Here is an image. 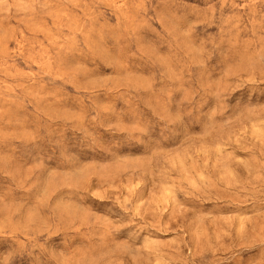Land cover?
Listing matches in <instances>:
<instances>
[{"label":"rangeland","instance_id":"rangeland-1","mask_svg":"<svg viewBox=\"0 0 264 264\" xmlns=\"http://www.w3.org/2000/svg\"><path fill=\"white\" fill-rule=\"evenodd\" d=\"M0 264H264V0H0Z\"/></svg>","mask_w":264,"mask_h":264}]
</instances>
